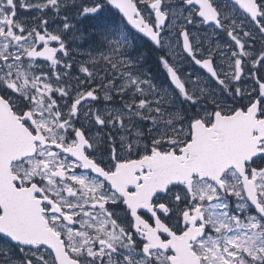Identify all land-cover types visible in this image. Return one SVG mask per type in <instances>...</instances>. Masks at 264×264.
Here are the masks:
<instances>
[{
    "label": "snow or ice",
    "instance_id": "6c2138e0",
    "mask_svg": "<svg viewBox=\"0 0 264 264\" xmlns=\"http://www.w3.org/2000/svg\"><path fill=\"white\" fill-rule=\"evenodd\" d=\"M0 264H264V0H0Z\"/></svg>",
    "mask_w": 264,
    "mask_h": 264
}]
</instances>
